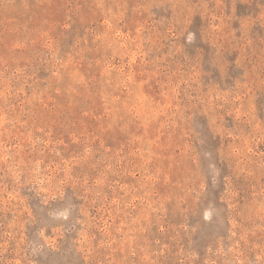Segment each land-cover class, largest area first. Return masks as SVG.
Segmentation results:
<instances>
[{"label": "rangeland", "instance_id": "374dc122", "mask_svg": "<svg viewBox=\"0 0 264 264\" xmlns=\"http://www.w3.org/2000/svg\"><path fill=\"white\" fill-rule=\"evenodd\" d=\"M0 264H264V0H0Z\"/></svg>", "mask_w": 264, "mask_h": 264}]
</instances>
